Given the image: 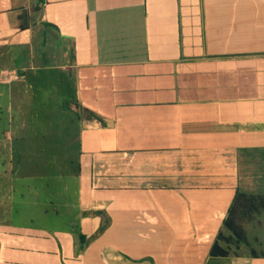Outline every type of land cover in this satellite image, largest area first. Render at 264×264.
<instances>
[{
    "label": "crops",
    "instance_id": "0c3cea01",
    "mask_svg": "<svg viewBox=\"0 0 264 264\" xmlns=\"http://www.w3.org/2000/svg\"><path fill=\"white\" fill-rule=\"evenodd\" d=\"M62 177L66 226H33ZM238 193L264 196V0H0V264H264Z\"/></svg>",
    "mask_w": 264,
    "mask_h": 264
},
{
    "label": "rangeland",
    "instance_id": "374dc122",
    "mask_svg": "<svg viewBox=\"0 0 264 264\" xmlns=\"http://www.w3.org/2000/svg\"><path fill=\"white\" fill-rule=\"evenodd\" d=\"M67 92L61 94L60 88L53 87V91L49 96L50 100L59 101L62 99V95L66 94L67 97L70 93V87L67 86ZM51 89V87H50ZM64 97V98H65ZM61 185L59 186L62 191L52 192V193H40L33 194V197H37L39 199V204H31L32 215L30 219L33 222V226H43L49 229H56L60 227L66 226L67 219L69 218V212H74L71 205L73 203V199H76V186L77 181L72 177H62ZM67 186V188H66ZM46 199V201H44ZM28 206V204H26ZM241 224L244 222L240 221Z\"/></svg>",
    "mask_w": 264,
    "mask_h": 264
},
{
    "label": "trees",
    "instance_id": "16d2710c",
    "mask_svg": "<svg viewBox=\"0 0 264 264\" xmlns=\"http://www.w3.org/2000/svg\"><path fill=\"white\" fill-rule=\"evenodd\" d=\"M264 210V196L263 195H252V194H244V193H238L236 194L234 200H233V205L229 209L230 215L235 217V215L238 218H244L248 216L250 213L258 211V210ZM227 219H229V216ZM225 220L224 224L225 226L230 229L235 235H238V226H233L230 220ZM218 239H219V234H218ZM228 254L227 251L224 249L220 248V246L216 241H214L211 250H210V255L212 256H226Z\"/></svg>",
    "mask_w": 264,
    "mask_h": 264
},
{
    "label": "built area",
    "instance_id": "2783aa9c",
    "mask_svg": "<svg viewBox=\"0 0 264 264\" xmlns=\"http://www.w3.org/2000/svg\"><path fill=\"white\" fill-rule=\"evenodd\" d=\"M9 78H17L16 74H11L10 76H8Z\"/></svg>",
    "mask_w": 264,
    "mask_h": 264
},
{
    "label": "water",
    "instance_id": "95a60500",
    "mask_svg": "<svg viewBox=\"0 0 264 264\" xmlns=\"http://www.w3.org/2000/svg\"><path fill=\"white\" fill-rule=\"evenodd\" d=\"M101 217L104 219V215L103 214H101ZM105 221V220H104Z\"/></svg>",
    "mask_w": 264,
    "mask_h": 264
}]
</instances>
